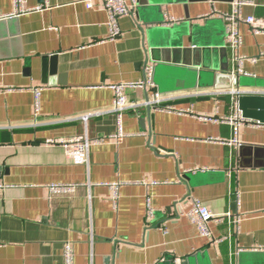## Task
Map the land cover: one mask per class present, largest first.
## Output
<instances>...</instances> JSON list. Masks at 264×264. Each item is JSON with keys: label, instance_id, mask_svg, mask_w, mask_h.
Returning a JSON list of instances; mask_svg holds the SVG:
<instances>
[{"label": "crops", "instance_id": "crops-1", "mask_svg": "<svg viewBox=\"0 0 264 264\" xmlns=\"http://www.w3.org/2000/svg\"><path fill=\"white\" fill-rule=\"evenodd\" d=\"M234 1L140 0L136 18H120L118 38L104 0H23L26 12L0 18V264H64L67 243L74 264H264V166L239 153L243 143L264 145V124L239 123L238 144L235 124L201 119L243 118L239 96L264 92L254 86L264 83V57L252 62L264 33L240 23L246 73L230 49L205 70L158 62L161 103L186 113L126 89L138 106L125 111L117 138L112 110L110 86L144 79L152 64L147 23L192 19L227 47L221 14ZM245 1L243 17L263 25L264 0ZM15 12L0 0L1 15ZM84 137L88 166L64 146ZM54 183L77 185L51 192ZM195 198L233 217L212 220L205 237L188 217Z\"/></svg>", "mask_w": 264, "mask_h": 264}, {"label": "built area", "instance_id": "built-area-1", "mask_svg": "<svg viewBox=\"0 0 264 264\" xmlns=\"http://www.w3.org/2000/svg\"><path fill=\"white\" fill-rule=\"evenodd\" d=\"M17 7V12L10 15H1L0 18H11L14 15H18L21 12H26L23 9L22 1L23 0H13ZM140 0H104L105 8L107 10L108 16L110 17V35L112 38H118L120 31L119 21L122 16H132L136 18L137 15V7L139 5ZM245 0H235L234 1V8L233 13H223L221 14L222 17L225 18L227 23V47L230 49L232 59L234 62L237 63L238 71L237 73H246L244 70L243 61L247 58L244 54L240 53V47L242 44V35L241 31L239 30V26L241 22H245L250 25L251 30L255 33H264V24L263 25H256V18L254 16L243 17L241 14V6L246 4ZM88 6H92L91 3H88ZM175 18H172L171 21H174ZM260 57H264V51H261L259 57L252 58V62H256ZM145 78L138 81H129V82H120L119 84L111 85L115 91V97L113 100V107L112 110L116 114V122H117V138H121L123 133V115L125 111L130 110L138 106L136 102H131L129 96L126 92V89H138L144 88L147 91V99L145 103L150 107L161 109L164 111L173 112L174 110L179 111L181 113H186L184 110H177L175 106L171 105H164L161 103L163 98L161 97V93L157 90V86L154 83V68L151 63L145 65ZM236 73V71H234ZM149 91L151 93H149ZM92 113H86V115L82 116L83 120H86ZM201 119L208 121L212 120L215 122H227L230 124H235L236 131H235V142L241 144L239 141L238 136V126L239 123H247L252 126H258L262 124L261 122H253L252 119L249 118H241L238 116L237 118L234 117H225L222 118H215L210 116H202ZM98 141V140H97ZM91 140L88 137L82 138L80 141H70L64 143L65 147H68L71 151L72 157L79 163L86 164L87 166L90 163L89 157V147H90ZM232 143V141H230ZM76 183L71 184H61V183H54L50 186L51 192H71L76 187ZM4 185L0 183V189ZM192 208L188 212V217L194 221L199 226V230L201 235L205 237L213 236V232L210 227V222H222L226 218H232L233 215L231 212L228 213H217L214 212L211 208L209 209L205 206L199 199L195 198L193 200ZM150 210L147 215L148 220H152L154 218V209L149 207ZM240 217L233 218L235 223H238ZM221 241V239H218ZM74 249L73 246L69 243L65 244L64 254H63V262L64 264H74Z\"/></svg>", "mask_w": 264, "mask_h": 264}, {"label": "water", "instance_id": "water-1", "mask_svg": "<svg viewBox=\"0 0 264 264\" xmlns=\"http://www.w3.org/2000/svg\"><path fill=\"white\" fill-rule=\"evenodd\" d=\"M146 14L147 16L150 15L149 8L146 10ZM150 23L146 24V33L148 34L149 56L153 64L154 74L158 62L193 65L205 70L213 68L218 58L228 56L229 49L220 44L216 37L210 35L206 30L207 28L192 23V19L176 24L171 23V25L166 22L158 25L156 23L150 25ZM224 23L227 37V23L226 21ZM223 64L227 65L226 62ZM154 83L156 84L155 80ZM254 86L264 88V83L259 82ZM238 101L244 117L252 118L264 124L263 91L258 92V94H242ZM239 153L243 159L248 156L256 159L251 166H264V145L243 143ZM244 164L246 163L242 162L241 166L244 167Z\"/></svg>", "mask_w": 264, "mask_h": 264}]
</instances>
